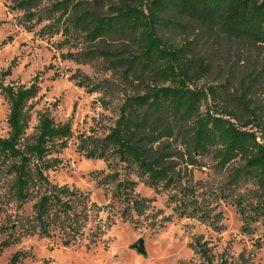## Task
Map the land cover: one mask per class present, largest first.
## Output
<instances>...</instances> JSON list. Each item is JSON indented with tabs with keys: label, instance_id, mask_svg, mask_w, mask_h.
I'll use <instances>...</instances> for the list:
<instances>
[{
	"label": "trees",
	"instance_id": "obj_1",
	"mask_svg": "<svg viewBox=\"0 0 264 264\" xmlns=\"http://www.w3.org/2000/svg\"><path fill=\"white\" fill-rule=\"evenodd\" d=\"M10 1L32 21V10L44 0ZM53 7L70 14L89 42L98 41L97 49L68 58L78 63L102 58L123 69L126 80L141 88L119 108L106 136L81 134L76 143V151L87 160L114 162L120 167L105 175L99 185L116 184L113 200L125 205L124 219L137 223L133 215L148 208V200L136 193L138 183L133 176L152 188L173 185L174 158L184 156L167 143L174 138L183 140L191 160L213 155L223 168L240 161L238 175L254 182L264 202V106L255 108L245 91L234 96L225 85L199 86L213 67L208 51H203L206 47L224 43L235 47L237 65L244 61L245 51L264 56V0H118L106 15L91 11L82 0H61ZM166 31L180 32L186 38L181 43L170 42L165 39ZM257 76L262 79L263 72ZM37 81L29 87L1 85L9 104L10 131L7 138H0V167L12 177L16 203L35 200L36 229L21 232L59 237L64 247H70L86 235L93 208L99 207L88 194L54 185L48 177L59 167L58 156L74 137L69 123H55L42 113L32 141L27 137L28 106L40 93ZM79 84L84 86L83 79ZM209 96L215 105L208 103ZM228 106L239 108L246 121L241 123ZM110 224L96 221L89 229L90 241L95 242ZM16 234L11 227L2 250L21 242L23 235ZM195 250L205 264H215L210 250L199 241ZM27 258L26 253L17 252L9 264H21Z\"/></svg>",
	"mask_w": 264,
	"mask_h": 264
},
{
	"label": "rangeland",
	"instance_id": "obj_2",
	"mask_svg": "<svg viewBox=\"0 0 264 264\" xmlns=\"http://www.w3.org/2000/svg\"><path fill=\"white\" fill-rule=\"evenodd\" d=\"M59 1L41 2L32 10L35 19L30 21L27 13L15 9L10 0H0V138H7L10 131L9 104L1 93V85L29 87L38 79L40 93L28 106L31 120L27 137L32 141L42 113L55 123H69L74 137L58 156L59 167L50 171L48 177L54 185L88 194L99 208H93V221L76 245L64 247L59 237L26 235L21 231L36 229L35 200L16 203L12 177L0 167V264H9L17 252L27 254L21 264H205L195 250L198 241L210 250L215 264H264V202L258 187L238 175L240 161L223 168L213 155L191 160L182 139L167 142L184 155L174 158L173 185L152 188L133 176L138 183L136 193L148 200V208L141 215H133L137 223L121 216L125 205L113 200L116 184L99 185L105 175L120 167L114 162L87 160L76 151V143L81 134L106 136L118 118L119 108L141 88L126 80L123 69L102 58L81 63L68 58L97 49L98 41L89 42L72 23L70 14L54 10ZM82 1L101 15L108 14L118 2ZM164 36L175 43L186 38L180 32L166 31ZM203 51H208L213 67L200 81V87L225 85L234 96L247 92L255 108L264 106V76L257 78L260 71L264 75L263 55L245 51L244 61L237 65L235 47L229 44ZM79 79H83L84 86H80ZM208 103L215 105L211 96ZM202 108L205 110L206 105ZM227 109L241 123L246 121L236 106ZM168 217L172 221L167 223ZM99 220L112 224L91 242L89 229ZM11 227L16 229V235H23L21 242L2 250L1 244ZM140 240L142 252L137 248Z\"/></svg>",
	"mask_w": 264,
	"mask_h": 264
},
{
	"label": "water",
	"instance_id": "obj_3",
	"mask_svg": "<svg viewBox=\"0 0 264 264\" xmlns=\"http://www.w3.org/2000/svg\"><path fill=\"white\" fill-rule=\"evenodd\" d=\"M142 244H143V241H142V240L138 241V243H137V248H138V250H139L140 252L143 251Z\"/></svg>",
	"mask_w": 264,
	"mask_h": 264
}]
</instances>
